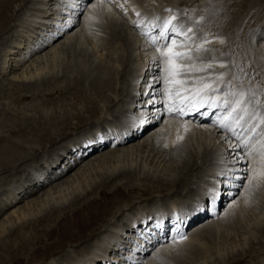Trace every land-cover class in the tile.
Returning <instances> with one entry per match:
<instances>
[{"label":"bare ground","instance_id":"bare-ground-1","mask_svg":"<svg viewBox=\"0 0 264 264\" xmlns=\"http://www.w3.org/2000/svg\"><path fill=\"white\" fill-rule=\"evenodd\" d=\"M1 1L2 0H0V3H1ZM18 1H22V0H18ZM46 1H48V0H36V3L34 2L35 4L33 5L34 8H31L33 10V11L31 10V12H32L31 16L30 15L27 16L28 18H30V20H28V18L24 19V20L22 19L21 22L24 24V26L22 23H21V27L19 25V28L21 31L20 30L16 31L17 37L11 36L13 38L8 39L4 43L5 47H3L2 48L3 51L0 52V57H1L0 61H2L1 62L2 67L0 66L1 67L0 68V75L1 76L4 75V73H6V72L11 73L12 75H15V71H17V69L15 70V66H17L19 64L20 65L23 64L25 59H27L28 57H30L32 55H35L36 53L41 51L45 45H47L48 43H51L53 41H56L61 35H65V36H63L65 38L66 33L74 25L72 23L71 17L73 15L75 16V14H76L75 11H77L78 9L79 10L81 9L79 3L82 0H78L77 2H75L76 4H72V2H74V1L71 2L69 0L70 2H67L68 0H61L63 2L62 6H60V4L59 5L58 4H52V2H51V4H52L51 8H48V7L46 8V6L44 8L43 4L44 5L49 4ZM54 1L56 2V0H54ZM214 1H216V0H214ZM243 1L244 0H236L232 5H228L227 7L223 6L224 7L223 10L221 12L215 14V15L212 14V11H213L212 10L211 15L209 14L207 16L208 19H213V25L215 23L218 25V27H216L218 29L217 31L211 29L212 33H216L215 34L216 37L212 38V43L217 42L218 40L220 41V39L218 38L219 35H217V34L218 33L219 34L220 33L225 34V32H227L228 28H233V31H232L233 36L235 34H241L242 38H243L244 32L251 28L252 25H251V23L248 22V23L244 24V26L242 28L244 31L242 29L238 30L239 27L241 26V23L244 22L243 21L244 19L243 20L240 19L238 21V22H240L239 25H237V23L234 22L235 20H237L236 16H237L238 12L240 11V9L244 10L247 7L246 4H245L246 7L245 8L243 7V5H244ZM83 2H84V0H83ZM155 2H160V0H155ZM221 2H223V0ZM7 4L3 3L0 5V21L3 22L2 24H4V22L7 21L6 14H5L6 7L9 6ZM157 4H160V3H157ZM224 4L225 3H223L221 5H224ZM254 5H256V9H255L256 11H255V15L252 13L253 16L259 17L260 15L264 14V0H255V2L252 3V8L254 7ZM52 6H54L56 8H54V7L52 8ZM10 7H11V5H10ZM10 7H9V9H10ZM62 7H63V9L58 11V9H60ZM218 7H220V6H218ZM41 8H43V9H41ZM91 8H92L93 12L92 13L90 12L88 14V18H87L88 20L91 19V20H98L99 22L102 21V22H104L105 26H106V23L109 22L110 26H112L109 28V30H110L109 39H107L108 41H106V44H105L104 48L102 49V51H104V50L105 51L106 50L111 51L110 54H108L109 56H107L108 60H111L112 52H114V55L117 53L116 54L117 57L115 56V58H117V64L119 63V65H121V67L119 66L120 70L113 71L110 69H99L98 67H96V68H98L97 69L98 72H97V74L93 75V73H91L89 71H85V69H82L83 66L79 62H78V64H76V62L73 64V61H72V66H69V65L63 66L62 63L65 64L64 61L67 60L68 58L70 61L72 59H74V58L69 57V56H71V55H69L70 52L66 54L68 57L64 56V57H66L64 59V57L62 55V53H63L62 50H65V48H67V47H65V42H63V44L61 43L59 50H56L55 48L53 49V52H51L52 53V58H51L52 65L55 67H60L62 65L64 67V69L66 68L65 74L63 73L64 75L60 76L61 80L63 77H65V80L63 79L61 84L59 85V83H60V82H58L59 75L55 74L53 71L52 72L50 71V72H48L42 76L40 74V72L38 71L39 74L33 75V79L29 83L30 85H27V87L25 88L27 90L25 92L30 94L29 97H31V98L38 97V99H40V97H39L40 94H43V96L44 95L45 96H52L54 94L57 95V93L58 94H62V93L63 94H65V93L70 94L71 93L72 99H70L67 102L62 100V101H60V104L62 105L64 103H66L67 106H72L73 109H74V107H76L74 104L81 103V106L79 107V109L76 112L68 113V111L64 108L65 105L63 107L60 106L59 107L60 109L56 110L54 107L53 111H45V112H38L39 110L37 111L36 108L34 109L33 108L34 106L32 105V109L29 110V112L30 111L31 112L28 113L29 115L27 113L24 114L26 111L22 113V115H23L22 117H18V118H17V116L14 117L13 115H11L9 117L3 116V114L1 115L2 117H0V123L6 122L7 126H6L5 132H8L9 136L8 137L7 136L1 137L2 127L0 126V132H1L0 133V173H3V172H4V174L7 173L6 178L0 179L3 182L2 184H0V215L2 213L5 214V212H6L5 210H7V209L9 210L10 209L9 207L14 206V204H16L20 198H22V197L25 198V196L27 197L28 195L38 191V189L45 186L46 184H50L54 180H57V179L59 180V178H63V176L66 175L67 172L75 166L77 161H81L87 155H91L93 153L95 154V152L98 149H101L102 147H107L108 145L111 146V150L106 151L108 148L110 149V147H108L107 149L104 150V152L102 151L104 154L99 153V155H97L96 158L94 157L93 160L95 161V164L92 165L90 168L88 167L90 169L89 170L90 172L86 168L85 170L83 169V171H80L78 174L75 173V177L73 175V177H74L73 179H75L74 180L75 183H73V182L67 183V180H66L67 178H66L65 180H62V182L60 181V183L55 184L54 186H51L50 188L52 191L50 192V194L48 191H45L43 194L46 196L45 197L46 199L48 198L47 197L48 195L52 196V194L55 193V197H54L53 202L48 203L47 200L43 199V203H46V204L41 206L42 204L40 202H41L42 198L38 196V197L33 199V203H32L33 206H37L39 208L38 211H35L34 210L35 208L31 209L32 205L30 204V206L28 205L29 207L27 206V208H23L20 210V212H18L19 216L17 217V221L19 222L20 225L18 224V227L17 228L15 227L13 229L6 228L8 230H6V234L4 236L5 238L4 239L0 238V264H34V262H36L38 260H40V261L45 260L46 263L49 260V261H52L51 264H69V262H71V260H72V256H70L66 252L65 253L63 252V255H61V257L59 258L60 261H58V262L55 261L57 263L54 262L55 255L50 254V253L53 252L54 250L59 249L60 247L62 248V246L65 244H67V245L68 244H70V245L74 244L75 245L78 243V245H79L82 243L81 240H80V242L78 240L80 238L81 234H78L75 236V242L68 243V242H72V240L71 241L67 240L70 237V235H69L70 229H73V228L78 229L81 232L88 230V229H91L94 226V224H98L99 222H102V221L104 222V220H106L107 215L112 214V210L116 207H119L120 203L129 202L132 197L141 198V197H146V196H150V195L152 196V195H154V193H156L159 195L162 194V196H165L167 199H169L167 197V194H169L170 198L172 196H174V194L176 195L177 193H179V194L185 193V195L189 194V193L195 194L194 188L190 185L195 184L194 182H192V180L194 178H196L195 177L196 172L194 173V171L196 169L200 168L199 163H197L198 162L197 159H199V161H201L202 163H204L207 160V155L209 154V151H210V149H209L210 145L209 144L206 143V145L205 144L203 145L202 141H201L202 147H198V150H196L195 154H192V155L190 154L189 159L182 161L178 170H177V168L174 169V170H176V173H175L176 176H173L172 178H168L165 181H157L156 183L158 184V186L150 187L148 185H136L133 182L134 180L132 179L133 175L135 174L134 173L135 170L132 169L131 167H126V166L122 167L121 165L118 164V163L122 162L121 159H119V158H120V155L123 153V151H125V153H127V152L130 153L132 148H133L130 145L132 148L126 147L123 150L122 148L120 149L119 146L126 145V143H130L131 141H133V142L137 141V144L134 146V150H137L139 148H145V149L147 148L149 150L147 157H150L153 154V158L151 159V161L154 158H157L156 161H158V162L160 160V162L161 161H165V162L168 161L171 164L175 163V161H176L175 156L181 155L180 152L183 150V148L185 146H187V144L193 143V139L194 140H203L204 139V138L201 139V135H200L201 132L199 133L198 136L196 133H194L196 127L194 126V124L191 123L192 122L191 120H193V122H194V119H195V121H197V122H200V123L205 122V124L206 123L209 124V125H207V127H205V126L200 127V130H204V132H207L208 134L212 133L213 135L214 134L217 135L216 132H219V133L225 135L224 138H226V140L228 142L227 143L228 147H226L225 149L231 147L229 149L230 151L228 153L225 151V153H224L223 151L225 149L223 150L221 148V153L215 154V160L216 161L219 160L220 162L221 161L224 162V160H223L224 158H222V155L224 153V154H227L226 159L230 158V163H231V161L234 162V163H231L229 166L226 164H223L224 167L226 166V169L230 168V166H231L232 168H230V169L235 170V171H233V173H230L231 177H235V179L233 180L231 185L236 184L239 181V178L244 177V173H246L247 176L251 179L252 173H253V168H255L258 172L264 171V169H261L259 167V161L261 160L262 156H264V141H263V136H261L262 135L261 132H262L263 127L261 126L262 123L260 122V118L263 119V117L259 118L258 114H257V117L256 116L253 117L251 112L248 110L250 112L249 116L247 115L246 117H243V119L239 121V124H237L234 121L230 122L231 128L233 129V131L229 132L228 129L220 128L213 123L211 124V122L208 120H205L204 119L205 116L202 115V113H204V112H207L208 114L211 112V114L216 116V112L215 113H213V112L218 107L214 108V109H209V108L205 107V108H201L199 111L190 110L189 111L191 113L190 117H192L190 120L191 122H188L187 120L183 121L181 119V117H183V116H181L180 114L179 115L178 114H171L169 112H168L169 114H166L165 109H164L165 112L163 110L160 112V110H158L160 103H158V101L156 102L153 97L152 98L150 97V94H151L150 91L152 89L155 90L156 89L155 86H157V84L159 83V80L156 77L151 76L154 74L153 70H155L156 68L158 69V64H159L158 60H157L159 58L156 56L157 55L156 50H154L155 54L154 53L151 54L147 60H144V62L146 61V63H147L146 67L143 65L145 67V69L144 68H143L144 70L141 69L140 70L141 74L137 76V80L135 79L136 84L139 82L138 83V85H139L138 86V92L139 91L140 92L135 97L131 96L129 94V88L131 85L130 82L132 81V78L128 79L130 73L128 72V59L126 58V56L131 58L130 53L126 56H124V54L118 53V50H120V46L116 47L117 46L116 43L118 42L120 44V42H121L122 43L121 46L125 47L124 49H126L128 46L131 48L132 45L130 43H128L127 44L128 46H127L124 43L125 41H127V42L129 41V39L127 40V38H128V37H126L127 35L124 36L119 31H116V25H114L115 23L112 22L113 20L112 21H111V19L109 20L110 17L108 18L106 16L107 13H106L105 9L95 8V5H91ZM202 9H203V6L199 5V9L197 10V12H201ZM37 10H40L41 12H36ZM28 11L26 13H28ZM163 12H165V11H163ZM203 12H205V10ZM35 13H37L38 16L34 15ZM252 14H250V16ZM48 15H51L52 17L49 18ZM158 15L159 14H157V16ZM205 15H206V12H205ZM137 16L138 15L136 12V15H134L135 20L137 19L136 18ZM157 16L155 14L154 15L150 14L148 17H146V19L144 21H141V22L138 21L140 24L142 23L141 25L138 24L139 30L141 31V33L140 32L139 33H140L141 37L145 39L146 42H150L149 37L153 36V35H151V32L156 27V25H160L159 26V31H160L162 28V25H163V21L170 19V17H169L170 15L168 16L167 13L162 14L159 18ZM141 17H143V16L141 15ZM49 19L53 20V21H51V22H53L52 25H48V24L46 25L47 22L51 23ZM138 19H140V17ZM156 19L158 20L159 23L154 22ZM250 19H251V17H250ZM252 20H255L256 22H258L256 20V18H254V17H252ZM245 22H246V19H245ZM131 23H135V22H131ZM37 25L41 26V28L45 27V31L46 32L48 31V33L43 34V32H40V30L38 31ZM204 25H205V23H204ZM22 26L23 27L26 26V28L23 29ZM134 27H135V25H134ZM188 27L184 26V30H186ZM32 29H34V30H32ZM262 29L260 31V34L263 33ZM2 30L3 29H0V32ZM72 30L70 32H72ZM241 31H242V33H241ZM145 33H147L148 35L146 36ZM252 34L254 36V34H256L255 31ZM157 35H158V33H157ZM244 36H246V35H244ZM33 37H35V38H33ZM201 37L203 38V36H201ZM157 38H159V37H157ZM179 38L183 39L182 36ZM230 38H232V37H230ZM39 39H41V40H39ZM148 39H149V41H148ZM177 39H178V37H177ZM157 40H158V43L164 42V41L161 42L160 39H157ZM21 42L23 43L24 47L21 46ZM221 45L222 46L219 47V51H224L226 49L224 47L225 44H221ZM247 46H248V42H247ZM141 47H144V46L142 45ZM239 47H241V46H239ZM124 49H122V50L124 51ZM242 49H243V47H242ZM129 50L131 51V49H129ZM180 50L177 49L175 51H180ZM102 51H101V53H102ZM164 51L166 52L167 49H165ZM213 51L216 52V51H218V49H213L210 52L205 53V54L203 53L204 56H202L203 57L202 60H203V62L209 61V60H211L213 62L215 61V63H213V64L218 66L220 64V62L218 61L219 60L218 57L220 54H218V53L216 54ZM253 51H254L255 55H256L255 52L260 51V53H258V54H260V56L258 55L257 58H255L254 60H252L254 57L251 58ZM64 53H66V52L64 51ZM159 54H161V53H159ZM245 54L247 56H249L252 60L253 71H257V75L264 80V44L262 46L260 44L259 48L257 47V49H254V50H253V48H252V50L251 49L245 50ZM14 55L15 56L18 55V56L15 57ZM241 55H243V54H241ZM75 59H77V58H75ZM160 59L161 60L159 62H160L161 69H162V75H163V78L166 79L167 74H166L165 69L168 67V65L166 63V60L163 57H160ZM236 59H237V57H236ZM179 61H181V60H179ZM179 61H176V63ZM222 62L224 63L223 60H222ZM243 62L245 64V61H243ZM138 66H140V65H138ZM147 69L149 72H147V74H146ZM212 71H214V70L211 69V72L210 71L208 72L206 70L205 74H207V75L205 77L206 78L205 81L209 80V83L212 84V87L218 88V89H220V91L218 93H212L209 90L208 95L211 96L212 98L217 99L221 104H223V102L225 100L231 101L233 99V97L231 95H229V97H224V95L221 94L222 91L224 90V85H222V81L224 79L222 81L217 80V79H215L213 81L212 78L207 79L208 77H211L212 74H217V73H214ZM226 71H227V67L225 68V70L223 72H226ZM247 71H249V70H247ZM73 72L77 73V75H70ZM243 73H245V72H243ZM132 75H133V73H132ZM132 75H131V77H132ZM216 76H214L213 78H215ZM133 77H134V75H133ZM83 79H85L89 83V88L86 91L85 90L83 91L82 88H79L80 83H81V86H83V84H82L84 81ZM169 79H173V78H169ZM258 79H260V78H258ZM116 84H119L118 90H116ZM54 85H56V86L53 87ZM126 85H127V90H126ZM261 85H263V84H261ZM37 86H42L43 90L37 91L35 89ZM202 87L203 86H200L198 89H200ZM134 88H136V87H134ZM251 89H252V87H251ZM88 91H89V94H88ZM108 91L110 93H113L115 96H117L116 99L118 98V100L123 101V102H124L125 96H123L122 93L127 91V94H128L127 98H126L127 102L125 103L126 109L124 108L125 112H127V113L125 114L124 118L121 117L123 119V123H120V124H122V126L113 129L112 127L104 125V126L109 128L108 130H106V129L101 130L97 126H96V128H93L91 130H89L90 129L89 128L88 129L89 132H87V134L80 135L78 138L75 137L76 139L73 138L74 140L69 139V140H67V142L65 144H63V146H61V147L59 146L60 149L58 151H55V152L52 151L53 157L50 160L48 159V161L45 163V165H46L45 167L48 166V169H46L43 165H40L37 160L39 158V153L42 154V152H40V149H42V147L45 143H49V145L57 143V141L59 140V139L57 140L58 136L67 137L66 133H68V132H66V130H68V131L70 130V132H72L73 130H77L79 128L80 123L86 124L88 119H87V116L85 114L96 115L99 111L98 109H99L100 104L102 106V105H106L107 103L111 104L114 102L107 95V94H109V93H106ZM252 92H253V90H252ZM202 95H203V93H202ZM255 95L257 96V93H255ZM248 96L251 97V95H248ZM191 97H192V103L196 102L199 99V97L196 96V93L194 96H191ZM148 98L150 99L149 101H147ZM25 99H27L26 95L22 96V98H20V103L23 104ZM55 100H57V99H54L51 101H53L54 104H57L58 101L56 103ZM46 101L42 100L41 104H43V105L47 104ZM151 101L153 103L150 104L149 102H151ZM174 102L176 103V101H174ZM177 102H178V100H177ZM115 103H117V102H115ZM109 106H111V105H109ZM56 108H58V107H56ZM222 108L223 107H221L220 109H222ZM102 109L105 110L104 107L101 108V110ZM108 109H109V107H108ZM148 109H154V110L156 109L154 111L155 112L154 115H157L156 120H158V123H159V127L156 126L157 127L156 130H154L155 128L153 129V127L158 123H156V122L152 123L153 119L150 118L151 114L148 113L149 112ZM113 110L115 111V109H113ZM16 112H18V111H16ZM261 112H262V110H261ZM109 113H111V110ZM225 114H226L225 110L222 109V112L219 115L218 120ZM112 115L113 114H111V117H112ZM196 115H199V117H197ZM238 115L241 116V113H238ZM161 116H162V120H161ZM111 117L109 114V118H111ZM114 117H115V115L113 116V120H115ZM1 118H2V120H1ZM93 118H96V117L91 116L90 120ZM101 118H102V116H101ZM73 119L77 120L74 125L70 124V122H69ZM116 120H119V119H116ZM250 121H251V123H250ZM77 122H78V124H77ZM118 122H117V124H118ZM103 124H106V123H103ZM246 124H249V126H255L256 132H254V134L249 138V140L244 139V141H247V144L245 145L244 141H242V140L237 142V140H239L238 133L235 135L234 131L238 130V132H240L243 129L244 125H246ZM257 125H259V126H257ZM98 126H100V125H98ZM110 126H111V124H110ZM209 126H211V129L208 128ZM88 127H89V125H88ZM102 127H103V125H102ZM197 127H199V126H197ZM83 128H85V127H83ZM81 129H80V131H81ZM151 129H153V131ZM150 130L153 132V133H151V135L154 134V136L152 138L154 139V141L156 140L155 141L156 143H153L152 140H146V139L142 140L141 142L138 141L140 138H144L146 136V134H148L150 132ZM257 130H261V132L260 131L258 132ZM249 131H250V128L247 127L245 130H243L242 135L244 137H247L249 134ZM12 134L14 136H12ZM263 135H264V132H263ZM160 136H161V139L164 140L165 144H167L166 147L169 149H167V150L165 149V147H164L165 144L163 141H162L163 145L159 143V141H160L159 137ZM189 136H192L193 139H192V137H191V139H189ZM178 137H180V138L178 139ZM64 141H66V140L64 139ZM88 141H92V143L86 147V144ZM182 141H185L187 144L186 143L182 144ZM59 142H60V140H59ZM52 147H53V145H52ZM234 147L235 148L237 147V150ZM54 148H56V147H54ZM243 151H245L246 157H245V155L243 156L242 154H240V153H243ZM136 152H138V150ZM48 155H50V154H48ZM44 157H45V155H44ZM130 157H132V155ZM233 157H235V158L232 159ZM63 160H65V161L63 162ZM26 161H28V162L34 161L36 164L34 163L35 165L30 166V165H27V163H26L27 167H25L26 165L24 166L23 164ZM60 162L63 163L62 167H59ZM213 162H214V160H213ZM245 162H247V163H245ZM216 163H219V162H216ZM245 164L248 167L247 166L244 167ZM60 165H61V163H60ZM16 166H17V169H15ZM29 166L31 168H29ZM21 167H22V172H24L23 178L22 177L19 178L18 180H16V182L9 181V180H11L10 178H8V177H11L10 174H12V172H15L14 170L20 171ZM243 167H244V169H243ZM218 168L216 166L214 167V165H213L210 169L211 173L215 174L217 172ZM236 171H238V172L236 173ZM218 173H219V170H218ZM227 173L229 175V171H227ZM217 175L218 174L216 173V176ZM13 176H14V174H13ZM143 177L147 180V175H144ZM213 177H215V176H213ZM121 180H124V182L121 184H116L117 181L121 182ZM262 180H264V176H258L257 179L251 180V182L252 181L253 182H260ZM221 182H223V181H221ZM248 183H249V181H247L246 185ZM61 184H65V186L63 185L64 187L63 186L61 187ZM202 185H204V184L202 183ZM217 185L218 184H216V186H214L215 189H216ZM84 186H86L87 188H90V189L87 190L86 188H84ZM200 187H202V186L199 185V189H200ZM218 187H219V185H218ZM233 187H230V189H228L227 191L221 190L222 186L219 187L221 190L219 193V195L221 194V198H220V200L217 199L216 202H214L211 205L208 204L209 205V212L210 211L213 212L212 210L215 208H217V211L219 210V208L223 205L225 200L229 199V197L227 198V196H224L223 194H226V192H232L233 190L232 191H230V190L233 189ZM202 189H203V187H202ZM203 190H206V187ZM206 192L210 193V195H211V189L206 190ZM96 193H98V195L100 196L99 199H95L94 197L91 198ZM246 194H247V192H246ZM199 196L201 197L200 200L198 199L196 201V203L191 204L189 206H182L181 205L182 203H180L181 202L180 200H178L177 198H174V197L171 198V200L173 202L170 201L168 203L170 205H173L172 206L173 208L171 206H169L172 208V211L150 210V211L146 212V214L141 216V217H138L137 215H135V213H133L132 214L133 216H131V218L130 217L127 219L125 218V220L123 222H119L118 220H114L112 222L110 221L111 223L108 224L109 228H108V230L105 229V233L108 234L107 237H109V239H111V240H109V241L104 240V241H102V243H99L98 239L96 238V242L93 243V245H91V247L88 245L90 248H92V249L94 248L95 251L92 253H89L90 251H88V250L90 248L85 247L87 249L86 253L91 254V255H89V257L86 259V261H83L84 259L78 260L75 264H95V263H97V261H103L104 264L105 263L107 264V263H109V260H111V258L113 260L116 259L117 261H122L121 264L138 263L139 259L142 260V258H147V257H145V255L149 252V250H150V252L152 250H153V252L155 251L152 248V246L155 245V243H158L160 239L168 238L167 240H169V238H171V239L176 238L177 234H176L175 229H177L176 226L178 225V223L180 225H183V227L185 229H187V228L189 229V227L191 228V226H195L193 228L194 231L191 232L189 235H187L184 239H180L179 238L180 236L178 235L179 237H177V239H174L173 241H171V239H170V241L167 245L164 244L161 247L157 246L158 250L153 254V256H150V258L148 260L145 259L146 262L144 264H155V262H157L158 259H161L162 261L167 260V261H172V262L176 263L179 261V259H182L183 257H184V259H182V260L185 261V259H187V258H185L186 256L184 254H181V253L176 254V252H178L179 250H180L179 252H182L186 248L189 251L190 255L191 254L192 255L197 254L200 251L198 249L199 247L197 249H196V247L193 248L194 246L191 244V242L195 241L197 243L201 240H203L205 242L209 241V239L212 237V235L213 234L215 235V233H216L214 225L218 221H219V223L220 222L223 223V226L228 228V224H227L228 220L230 218H233L234 214L239 209L237 202L236 201L231 202V200H230V202L228 203V207L226 208L227 210H225L223 213H221L222 217L220 216V218L217 219V221L214 220L216 222H209V223H202V224L200 223V225H198L197 223L202 220L203 214L205 213V210L204 211L199 210L200 207L202 206V204H200V203L203 202L202 196L201 195H199ZM223 197H226V199H224ZM39 199H40V201H39ZM49 199H50V197H49ZM162 199H163V197H162ZM183 204H185V203H183ZM204 204H205V202H203V206H204ZM40 206H41V208H40ZM46 206H48L47 209H46ZM206 206H204V207H206ZM42 207L45 209H43ZM129 208L131 210V207H129ZM147 209H148V207H147ZM192 209H196V211H192ZM10 211H11V209H10ZM33 211H35L36 213L39 212L41 214V217L38 219L40 222H43V223L45 222V224H46V222L51 223L53 220L54 222L57 223V225H56V228H58V233H57L58 237L57 238L59 239V241H57V242L53 241L52 243H50V246H44L43 245V247L39 246V247L35 248V245L42 244V238L44 236H46V233H45V230H36L35 229L34 224L36 223V221L37 222H39V221L38 220L33 221L34 219H32V216L35 214ZM217 211H216V214H217ZM181 213H183L182 223L178 220V217H180ZM213 213L215 214V212H213ZM63 214H66L65 215L66 217H64L62 220H60V217H63ZM6 219H4L3 221H0V224H2V222H4L5 220L7 222H11V220H12V219H10L9 216H7ZM175 219H177L178 222H174ZM148 222H149V224L154 223L153 229H151L152 231H150V233L155 235V238H148L149 237L148 233L140 231V229L142 228L140 225H143V229H145V227L149 226ZM260 223H261V221L259 223H257V227L264 228V226H260ZM167 225H171L172 227H174L173 228L174 232L172 233V236H170V237H167L165 234ZM135 226H137L138 228L135 229L134 228ZM183 227L181 226V228H183ZM51 229H53V227ZM170 229H172V228L170 227ZM26 230L27 231L30 230V233H33L32 238H27V237L21 236V233L23 231H26ZM98 231L99 230H97L96 232H98ZM109 231L111 232L110 234H109ZM133 231L138 232L139 233L138 235H140V238H141V234H142L143 235L142 238H144V239H142L143 241L138 239L139 242H134L133 240H132L133 242H128V241H125L123 239V237L125 239L128 237L134 239L135 236L134 237L131 236L133 234V233L131 234V232H133ZM262 231H263V235H262L263 237L262 238L264 239V229ZM181 232L183 233V229ZM97 234H100V233H97ZM169 234H170V232H169ZM175 234H176V236H175ZM207 235H210V238H208ZM191 236L194 237L195 239L193 238L194 239L193 240ZM77 237H79V238L77 239ZM215 237H216V235H215ZM86 240H88V236H87ZM201 244H202V242H201ZM123 245H126V247H124ZM120 247L123 251L120 249ZM151 248H152V250H151ZM187 250H185V251L187 252ZM255 250H256V248H254L252 246L249 247L248 248V254L249 255L247 257H252V260L255 261L254 264H258L259 261L257 260V258H254V257H256V255L254 253L257 252ZM116 251H117V253H122V255H124V256H118V255L116 256ZM20 253H21V255H24V256L19 255ZM84 253H85V250H84ZM110 254H113V256L111 257ZM240 255L241 254L236 253V255H234L232 257L231 263H233V264L243 263L245 258L242 257L243 255H241V256ZM109 257H111V258H109ZM145 260H142V262H144ZM184 261H182V262L180 261V262L183 264V263H185ZM161 264H163V262Z\"/></svg>","mask_w":264,"mask_h":264},{"label":"rangeland","instance_id":"rangeland-1","mask_svg":"<svg viewBox=\"0 0 264 264\" xmlns=\"http://www.w3.org/2000/svg\"><path fill=\"white\" fill-rule=\"evenodd\" d=\"M70 1L71 2L74 1V2H72V4H76L75 2H77L78 0H70ZM70 1L68 0L67 2H70ZM213 1L214 0H160V2H155V0H84V2H83V0H82L79 3L81 9L80 10L78 9L77 11H75L76 12L75 16L73 15L71 17L72 18V23L74 25L66 33V37L65 38L63 37L65 35H61L56 41L48 43L49 45L48 44L45 45L42 48L41 51H39L35 55H32V56L28 57L27 59H25L23 64H21V65L19 64V65L15 66V70L17 69V71L14 70L15 71V75H12L11 73H7V72H6L7 74L4 73V75H2V76L0 75V117H2L1 116L2 114H3V116H7V117H9L11 115H13L14 117L17 116V118L18 117H22L23 116L22 115L23 112L26 111L24 114H26V113L28 114V113L31 112V111L29 112V110L32 109V105L34 106L33 107L34 109L36 108L37 111L39 110L38 112L53 111L54 107L57 110V109H60L59 108L60 106L63 107L64 105H65L64 108L68 111V113H74V112H76L79 109V107L81 106V103L74 104L76 106V107H74V109L72 108V106H67L66 103H64L62 105L60 104V101H62V100L67 102L70 99H72V94L71 93L70 94H67V93L58 94L57 93V95H55L53 93L54 95H52V96H45V95L43 96V94H40L39 95L40 99H38V97H33V98L29 97L30 94L25 92V91H27L25 88L27 87V85H30L29 83L32 81L33 75L39 74L38 71L40 72V74L42 76L45 75L46 73L50 72V71L51 72L53 71L55 74L59 75L58 82H60L59 83V85H60L62 80L63 79L65 80V77H63L62 80L60 78V76L64 75L65 72H66L65 71L66 68L64 69L63 66L64 65L72 66V61H73V64L75 62H76V64H78V62H79L83 66L82 69H85V71H89V72L93 73V75L97 74V72H98L97 69L98 68L99 69H110V70H113V71L120 70L121 65H119V63L117 64V58H115V56L117 57V55H116L117 53L114 55V52H112V55H111L112 58H111V60H108L107 56H109L108 54H110L111 51H108V50L102 51V49L104 48V46L106 44V41H108L107 39H109V33H110L109 28L112 27V26H110L109 22H107L106 26H105L104 22H102V21H100L102 23L101 24L98 20H91V19L88 20L87 19L88 18V14L90 12L91 13L93 12V10L91 8V5H95V8H102V9L106 10L107 15L106 14L105 15L108 18L110 17L109 20L110 19H111V21L113 20L112 22L115 23L114 25H116V31H119L124 36L127 35L126 37H128L127 40L129 39V41L128 42L125 41L124 43L126 45L128 43H130L132 45L131 48L128 45H127L128 47L125 45L127 48L124 49L125 47L121 46V44H122L121 42H120V44L118 42L116 43L117 44L116 47L120 46V50H118V53L124 54V56H126V55H128L130 53V57L131 58L126 56V58L128 59V72L130 73L128 79L132 78V80H134V79L137 80V76L141 74L140 70L143 69V68L145 69V67H146L147 63H146V61L144 62V60H147L148 57L151 54H153V53L155 54L154 50H156V54H157L156 56L159 58V59H157L158 63H159L158 64V69L156 68L155 70H153L154 74L153 75L150 74V75L152 77H156L159 80V83L157 84V86H155V88H156L155 90L152 89L153 91L152 90L150 91V93H151L150 97L151 98L153 97L156 102L158 101V103H160L159 107H158V110H160V112L162 110L164 111L165 105L169 102L168 98L166 96V91L167 90H169V89L171 90L173 98L175 99L174 101H176V103H178L177 100L182 99L184 97L192 99L191 96L195 95L196 90L200 86H203L202 85L203 83H201V81L209 82V80L205 81L206 80L205 77L207 75V74H205L206 70L208 72L209 71L211 72V69H213L214 71H212V72L217 73L218 75L219 74H223V79L224 80L222 81V85H224V90L222 91L221 94H223L224 97H229V92H237V93L244 92L245 93L246 102L247 101H251V103H252V104L248 103V110L252 114L253 111L256 110V108L259 109L258 117L259 118L263 117V119H264V80L257 75V71H253V69H252V60L257 58L258 55L260 56V54H258V53H260L261 50L259 52H255L256 55L254 54V51H253L251 58H253V57L254 58L252 60H251V58L249 56H247L245 54V50H249V49L252 50V48L254 50V49H257V47L259 48L260 44H261V46L264 44V14L260 15L259 17L253 16V14L255 15L256 5H254V7L252 8V3H254L255 0H247V1L244 0L243 1V4H244L243 7L244 8L246 6L247 7L244 10L240 9V11L237 14L238 17L236 16L237 20H235L234 22H236L237 25H239L240 22H238V21L240 19H242V20L244 19L243 20L244 22L241 23V26L239 27L238 30L242 29L244 24L249 22L252 25L251 28L249 29L250 31L249 30L245 31L244 35H246V36L243 35V38H242L241 34H235L233 36L232 35L233 28H228V30H227V32H225V34H221V33L217 34V35H219L218 38L220 39V41L218 40L217 42L212 43V38L216 37V35H215L216 33H212L211 29L217 31L218 29L216 27H218V25L215 23L214 24L215 26H214L213 25V19H208L207 16L209 14L211 15V11L212 10L214 11V12L212 11L213 15L221 12L224 7H227L228 5H232L236 0H223V2H221L222 0H216V1H214L215 3ZM34 2L36 3V0H22V1H18V0H2L1 1L0 5L3 4V3H5V4L8 3L7 5H9V6H7L6 10H5L6 11L5 14H6L7 21H5L4 24H2L3 23L2 21H0V25H1L0 29H3L0 32V52L3 51L2 48L5 47L4 43L8 39H12L13 38L11 36H16L17 37L16 31L20 30L19 25L21 27V23H22L21 20L22 19L23 20L27 19L28 15L31 16V13H32L31 12V10H32L31 8H34L33 7V5L35 4ZM46 2L49 3V4H47V5L43 4L44 8H45V6H46V8L47 7L51 8L52 4H58V5L60 4V6H62L61 0L60 1L56 0V2L54 0L53 1L52 0H50V1L48 0ZM51 2H52V4H51ZM157 3H160V4H157ZM223 3H225V4L221 5ZM245 4H246V6H245ZM10 5H11V7H10ZM199 5L203 6V9H202L201 12H197V10L199 9ZM218 6H220L221 8L218 7ZM9 7H10V9H9ZM53 7L54 6H52V8ZM54 8H56V7H54ZM41 9H43V8H41ZM61 9H63V7L58 9V11H60ZM168 9H170L171 11H168ZM204 10L206 12V15H205V12H203ZM27 11H28V13H26ZM163 11H165V12H163ZM36 12H41V11L37 10ZM136 12H137V14L139 13V15L136 17L137 19L135 20L134 15H136ZM164 13H167L168 16L170 15L169 16L170 18L173 15H175L177 17V19H176V21H174V23H176L181 28L184 29V26L185 27H188V26L192 27L194 31H193V33H190L189 35H192L194 37L198 36V37H200L201 41L206 36L207 39L210 41V43L205 44V48H207L209 50L208 52H210L213 49H218V51H216V52L213 51V52H215L216 54L217 53L220 54L219 57L217 56L218 59H219L218 61L220 62V64L222 63L224 65V67H221L219 63H218L219 64L218 66L213 64V63H215V61L213 62L211 60L203 62V60H202L203 57L202 56H204L205 53L203 54V53H196L195 52L196 44H198L201 41L200 40H196V42L193 43V41L189 40V41H187L188 47H185V49L182 48L184 51L181 48H178L179 50L181 49L179 52L192 51V59H185V60H181V61L176 63L177 65H179L180 71H181L182 74L180 76L174 77V79L178 80V81H183V83H169V84H165V79L163 78L162 69H161V65H160V62H159L161 60L160 57H162V56H160L161 54H159L160 52L157 51L156 46H154L151 42H146L145 39L141 37V35H140L141 31L139 30V25H138V24H140L139 22L144 21L146 19V17H148L150 14L151 15L155 14L156 16H157V14H159L157 16L159 18ZM250 14H252V15L250 16ZM34 15H37V13H35ZM141 15L143 17H141ZM48 17L51 18L52 16L48 15ZM139 17H140V19H138ZM250 17H251V19H250ZM252 17L256 18V20L258 22H256L255 20H252ZM157 19L154 21L155 23L158 22ZM245 19H246V22H245ZM28 20H30V18H28ZM49 20H50V22L53 21L52 19H49ZM197 21H200V22L197 23ZM131 22H135L136 24L135 23H131ZM52 23L53 22H51V23L47 22L46 25L47 24L48 25H52ZM204 23H205V25H204ZM134 25H135V27H134ZM23 26H24V24H23ZM23 26H22V28L25 29L26 26L25 27H23ZM37 28H38V31L40 30V32H43V34L48 33V31L47 32L45 31V27L41 28V26L37 25ZM34 29H32V30H34ZM261 29H262L263 33L260 34ZM71 30H72V32H70ZM254 31L256 33V34H254L255 37L252 34ZM157 33H159V32H157ZM157 33H155V32L151 33V35H153L152 37H156V38L159 37L157 35ZM241 33H242V31H241ZM201 36H203V38ZM230 37H232V38H230ZM33 38H35V37H33ZM157 39H159V38H157ZM179 39L183 40L184 37H183V39L178 37V40ZM39 40H41V39H39ZM63 42H65V47H67V48H65V50H62L63 57L64 56L68 57L66 54L70 52L69 55H71L72 57L71 56H69V57L70 58H74V59H72L70 61L69 58H68L67 60L64 61L65 64L62 63L63 66L61 65L60 67H55V66L52 65V61H51L52 53L51 52H53L54 48L56 50H59V48L61 46V43L63 44ZM157 42H158V40H157ZM161 42H163V41H161ZM164 42H166V41H164ZM247 42H248V46L249 47L247 46ZM220 43L221 44H225L224 47L226 49L224 51H219V47L222 46ZM142 45L144 47H141ZM21 46H23L22 42H21ZM239 46H241V47H239ZM242 47H243V49H242ZM122 49H124V51ZM129 49H131V51ZM175 50H177V49H175ZM64 51L66 53H64ZM101 51H102V53H101ZM208 52H206V53H208ZM241 54H243V55H241ZM17 56L18 55H16L15 57H17ZM66 57H64V59ZM236 57H237V59H236ZM75 58H77V59H75ZM222 60L224 61V63L222 62ZM243 61H245V64H244ZM1 62L2 61H0V66L2 67V63ZM210 63H211L212 66L210 68H206L205 71H197L196 70V69L205 67L207 64H210ZM138 65H140L141 67L138 66ZM96 67H98V68H96ZM226 67H227V71L223 72ZM246 69L249 70V71H247ZM147 72H149L148 69L146 70V74H147ZM243 72H245V73H243ZM132 73H133L135 78L133 77ZM217 74H212V76L208 77L207 79H211L212 78L213 81H214L216 79V77H217L216 76ZM70 75H77V73L73 72ZM131 75H132V77H131ZM214 76H216V77L213 78ZM258 78H260V79H258ZM83 80L85 82L83 81V83H82L83 86H81V83H80L79 88H82L83 91L84 90L86 91L89 88V83L85 79H83ZM261 84H263V85H261ZM55 86L56 85H54L53 87H55ZM251 87H252V89H251ZM35 89L37 91H42L43 87L42 86H37ZM118 89H119V84H116V90H118ZM126 90H127V85H126ZM252 90H253L254 93L252 92ZM177 92L180 93V98H176V93ZM106 93H109L107 95L114 102L111 103V104L107 103L108 105L106 104V105H102V106L100 104L99 109H98L99 111H98V113L96 115L85 114L87 116V119H88L86 124L85 123H83V124L80 123L79 124V128L77 130H73L72 132H70V130L69 131L66 130V132H68V133H66L67 137L58 136L57 140L59 139L60 142L58 140L57 143L52 144L53 147H52L51 144L49 145V143H45L43 145L42 149H40V152H42V154L39 153V158L37 160L40 165H43L45 167L46 166L45 163L48 161V159L50 160L53 157L52 156L53 152L58 151L60 149V147L63 146V144H65L67 142V140L73 139L75 137L78 138L80 135L87 134V132H89V130H91L93 128H96V126L99 127V129H101V130L102 129L108 130L109 128L106 127V126L112 127L113 129L122 126V124H120V123H123V119L122 118H124L125 114L127 113V112H125V109H126L125 108V106H126L125 103L127 102L126 98H127V95H128L127 91L122 93L123 96H125L124 97V102L118 100V98L116 99L117 96H115L113 93H110L109 91L106 92ZM255 93H257V96L255 95ZM88 94H89V91H88ZM24 95H26L27 99H25V101L22 104V103H20V98H22V96H24ZM248 95H251V97H249ZM54 99H57V100H55L56 103L58 101L57 104H54L53 101H51V100H54ZM257 99L260 100V102H261L260 105L262 107L255 103ZM42 100L46 101L47 104H45V105L41 104ZM149 100L150 99L148 98L147 101H149ZM115 102H117V103H115ZM149 103L151 104L153 102L151 101ZM185 104L187 105V102H185ZM109 105H111V106H109ZM107 106L109 107V109H108ZM56 107H58V108H56ZM103 107H104L105 110H103V109L101 110V108H103ZM113 109H115V111ZM110 110H111V113H109ZM148 110H149L148 113L151 114L150 118L153 119L152 123H154V122L158 123V120H156L157 119V115H154V113H155L154 111L156 109L155 110L154 109H148ZM221 110L222 109H220V111ZM261 110H262V112H261ZM16 111H18V112H16ZM249 111H247L246 113H241V116H243V117H246L247 115L249 116V114H250ZM165 113L169 114L167 111ZM109 114H110V117H111V114H113L111 118H109ZM114 115L116 117V118L114 117L115 120H113V116ZM91 116L92 117H96V118H93V119L90 120ZM101 116H102V118H101ZM255 116L257 117V115H255ZM189 118L190 117H182L181 119L183 121L187 120L188 122L192 121L191 123L194 124V126L196 127L194 133H196L197 136H198L199 133L201 132V134H200L201 135V139H203V138L204 139L203 140H194L192 136H189V139H191V137H192L193 143L187 144L185 141H182V144L186 143L187 146H185L184 148L182 147L184 151L182 150L180 152L181 155H176L175 156L176 157L175 163L171 164L168 161H166V162L165 161H161L160 162V160L158 162V161H156L157 158H154L151 161V159L153 158V154L150 157H147V154L149 152V150L147 148H146L147 150L145 148H139V149H137L138 152H136L137 150H134V146L137 144V141L136 142L135 141L134 142L131 141L132 143L131 142L130 143H126V145H122L123 147L119 146L120 149L122 148L123 150L126 147H131L132 146L133 148L131 147L132 148V150H131L132 153L131 152L130 153L129 152L125 153V151H123L124 154L122 153L120 155V158H119V159H121L122 162H120L121 164L120 163H118V164L121 165L122 167L123 166L131 167L132 169L135 170L134 171L135 174L133 175L132 179L134 180L133 182L136 185H148L150 187L158 186V184L156 183L157 181H165L168 178H172L173 176H176V174H175L176 170H174V169L177 168V170H178L182 161H184L186 159H189L190 154L191 155L195 154L196 150H198V147H202V145H201V141H202L203 145L204 144L206 145V143L210 145V147H209L210 151H209V154L207 155V160L204 163H202L201 161H199V159H197V161H198L197 163H199L200 168L196 169L194 171V173L196 172V175H195L196 178H194L192 180V182H194L195 184H191L190 185V186H192L194 188L195 194L189 193V194L185 195V193H181V194L177 193L176 195L174 194V196H172L171 198L174 197V198H177L178 200H180L181 201L180 203H182L181 204L182 206H189L191 204L196 203V201L198 199L200 200L201 197L199 195H201L202 198H203L202 199L203 202H205L204 206H206V205L207 206L204 207L203 206V202L200 203L204 207L206 214L205 213L203 214L202 220L197 223L198 225H200V223L202 224V223L216 222L217 219H219L220 216L222 215L221 213H223L225 210H227L226 208L228 207V203L230 202V200H231V202L236 201L237 204H238L239 209L234 214V217L230 218L228 220V222H227L228 228L223 226V223L220 222L221 223L220 224L219 221L216 223L217 225L216 224L214 225V228H215V231H216V233H215L216 237H215L214 234H213L214 236L212 235L211 238H210V235H207V237L210 238L209 241L211 240L210 242L209 241L205 242L203 240H201V241H199L197 243L195 241L191 242V244L194 246V247L192 246L193 248L196 247V249H197L199 247L198 249L200 251L198 253L196 252L197 254H195V255L191 254L190 255L189 251L185 248V250H187V252L185 250L182 251V252H179L180 250L178 252H176V254H179V253L184 254L186 256L185 258H187V259H185V261L182 260V259H184V257L182 259H179V261L176 262V263H174L172 261H167V260L162 261L161 259H158L159 261L157 260V262H155V264H157V263L161 264L162 262H163V264H182L181 263L182 261L185 262L183 264H233V263H231L232 262L231 259H232V257L234 255H236V253H239V254L243 255L242 257L245 258L244 262L243 263H239V264H254L255 261L252 260V257H247L249 255L248 254V248L251 247V246L256 248L255 251H257V252L254 253L256 255V257H254V258H257V260L259 261L258 264H264V239L262 238L263 237L262 236L263 235V231L262 230L264 228L257 227V223H259L260 221H261L260 226H264V180H262L260 182H253L252 181L251 183H248L246 185L247 181L244 179V177L247 174L244 173V177L239 178V181L236 184H234L235 186L231 185V183L226 182L224 180V176L222 175V173L229 171V176H230L231 175L230 173H233V171H235V170H231L230 169V168H232L231 166H230V168L226 169V166L224 167V165H223V164H226V165L229 166L231 163H234L232 161L230 163V158L226 159L227 154H224L225 151L228 153L230 151L229 149L231 148V147H229V148L225 149L226 147H228V144H227L228 142H227L226 138H224L225 135L221 134L219 132H216L217 135H215V134L213 135L212 133L208 134L207 132H204V130H200V127H204V126L207 127V125H209V124H207V123L205 124V122L204 123H200V122H197L195 120L193 122V120H191V118L190 119ZM116 119H119V120H116ZM1 120H2V118H1ZM161 120H162V116H161ZM76 121L77 120L73 119V120H71L69 122H70V124L74 125L76 123ZM117 122H118V124H117ZM260 122L262 123L261 126L263 127L262 128L260 126L262 128V132H261V130H257V131L258 132L260 131L262 133L261 136H263V141H264V135H263V132H264V125L263 124H264V122H262V118H260ZM103 123H106V124H103ZM250 123H251V121H250ZM77 124H78V122H77ZM110 124H111V126H110ZM88 125H89V127H88ZM98 125H100L101 127L98 126ZM102 125H103V127H102ZM104 125H106V126H104ZM0 126L2 127V130H1L2 133L0 132L1 133V137L2 136H7L8 137L9 133L5 132L6 131V126H7L6 122L5 123H3V122L0 123ZM156 126L159 127V123L156 124L153 127V129L155 128L154 130L157 129ZM197 126H199V127H197ZM257 126H259V125H257ZM83 127H85V128H83ZM247 127L248 128H252L253 127V129L256 128L255 126H249V124H246V125H244L243 129L240 132H238V130H235L234 134L236 135L238 133V137H239V140H237V142L241 141V140L244 141V139L246 137H244L242 135V132ZM208 128L211 129V126H209ZM80 129H81V131H80ZM153 129H151V130L153 131ZM151 130L149 132L150 134L149 133L146 134V136L144 138H140L138 141L141 142L142 140L146 139V140H152L153 143H156L155 142L156 140L154 141V139L152 138L154 136V134L151 135V133H153ZM254 132H256V131L254 130ZM12 136H14V135L12 134ZM159 138H160L159 139L160 140L159 143L163 145L162 141L164 142V140L161 139V136ZM64 139L66 141H64ZM164 144H165V142H164ZM166 145L167 144H165L164 147L167 150L169 148H167ZM54 147H56V148H54ZM108 147H110V149ZM221 148L223 150L225 149L223 151L224 153L222 155V158H224L223 159L224 162H222V161L220 162L219 160H217V161L215 160V154H220L221 153ZM105 149H107L106 151H110L111 150V146L108 145L107 147H102L101 149H98L95 152V154L93 153L91 155H87L88 157L86 156L81 161H77L76 164H75L76 167L74 166L71 170H69L67 172V174L63 176V178H59V180L57 179L58 181L54 180L50 184H46L45 186H43L40 189H38V191L28 195L27 197L25 196V198L24 197L20 198L17 201V203L14 204V206L9 207L11 209V211H10V209L9 210L8 209L5 210L6 211L5 214L6 215L8 214L7 216H9L10 219H12V220H11V222H7L6 221L7 220L6 219L7 216L4 213H2L0 215V221H3L4 219H6L4 222H2V224H0V236H1L0 238L1 239L5 238L4 236L6 234V230L18 227L19 222L17 221V217L19 216L18 212H20L21 209L27 208V206L28 205L30 206V204L32 205L33 199L38 197V196L42 198V200L40 202L42 204L41 206L46 204V203H43V199L47 200L48 203L53 202L54 201V197H55V193H53L52 196L48 195L47 199L45 198L46 196L43 193L45 191H48L49 194H50V192L52 191L50 187L54 186L55 184L60 183V181L62 182V180H65L66 178H67L66 179L67 183L68 182L75 183V181H74L75 179H73L75 177V173L78 174L80 171H83V169L85 170L86 168L89 171L90 170L89 168L92 165L95 164V161L93 160L94 157L96 158V156L99 155V153L100 154H104L103 152H104ZM235 149L237 150V147ZM244 153H245V151H243V153H240V154H242L243 156L245 155V157H246V153L245 154ZM48 154H50V155H48ZM44 155H45V157H44ZM131 155H132V157H130ZM234 158L235 157H233L232 159H234ZM213 160H214V162H213ZM64 161L65 160H63V162ZM216 162H219L220 164L216 163ZM26 163H27V165H30V166L36 164L34 161H30V162L26 161L23 165L25 166ZM60 163H61V165H60ZM60 163H59V167H62L63 163L62 162H60ZM245 163H247V162H245ZM27 165L25 167H27ZM211 165L212 166L214 165V167L216 166L217 168L219 167L217 169V172H216L218 174L217 176H216V173L215 174L211 173V171H210V169L212 167ZM30 166H29V168H31ZM245 166H247V165L245 164L244 167ZM244 167H243V169H244ZM45 168L48 169V166L45 167ZM15 169H17V166L15 167ZM218 170H219V173H218ZM14 171L15 172H12V174H10L11 177H8V178L11 179L9 181L16 182V180H18L19 178H21V177L23 178L24 172H22V167H21L20 171L19 170H17V171L14 170ZM237 172L238 171H236V173ZM6 174L7 173L4 174V172L0 173V179L6 178V176H7ZM13 174H14V176H13ZM73 175H74V177H73ZM144 175H147V180L143 177ZM212 175L215 176V177H213ZM234 179H235V177H234ZM249 180H251V179L249 178ZM221 181H223V182H221ZM123 182H124V180H121V182L117 181L116 184H121ZM2 183H3L2 180H0V184H2ZM202 183L204 185H202ZM216 184H218L219 187L222 186L221 190H223V191H227L228 189H230V187H233V186L234 187H233V189L230 190V191L233 190L231 192L232 193L231 197L229 195L230 192H226L227 195L223 194L224 196H227V198L229 197V199H226V197H223L224 199H226L225 200L226 203L224 202L223 205L219 208L218 211H217V208L213 209L212 211L215 212V214H214L211 211L209 212L208 197L210 196V193L206 192V190L212 189L214 186H216ZM63 185L65 186V184H61V187ZM199 185H201L203 187V189H205V187H206V190H203L202 187H200V189H199ZM218 185L216 187V189L219 190L217 195H219V193L221 191L220 188L218 187ZM241 185H242V187H241ZM84 188H86L87 190L90 189V188H87L86 186H84ZM246 192H247V194H246ZM49 197H50V199H49ZM93 197L95 199H99L100 196L98 195V193H96L91 198H93ZM162 197H163V199H162ZM167 197L169 199H167L165 196H162V194L159 195V194H156V193H154V195H152V196L150 195V196L141 197V198L132 197L129 202L120 203L119 207H116V208H114L112 210V214H110V215L108 214L107 215L106 220H104V222L102 221V222H99L98 224H94V226L91 229H88V230H85V231H82V232L79 231L78 229H74V228L70 229L69 230L70 237L67 240L68 241L72 240V242H68V243L75 242V236L78 235V234H81L80 238L77 237V239L79 238L78 239L79 242H80V240L82 241L81 244L83 246L81 244L78 245V243L75 244V245L72 244L73 246L70 245V244L63 245L62 248L60 247L59 249L54 250L53 252L50 253V254L55 255L54 262L55 261H57V262L60 261L59 258L61 257V255H63V252L64 253L66 252L67 254L72 256V260H71V262H69V264H73V263L75 264L78 260H82V259H84L83 261H86V259L89 257V255H91V254H87L86 253V250H87L86 248H90L91 245H93V243L96 242V238L98 239L99 243H102V241H104V240L105 241L111 240V239H109V237H107L108 234L105 233V229L108 230V228H109L108 224H110L114 220H118L119 222H123L125 220V218L126 219L129 218V217L131 218V216H133L132 215L133 213H135V215H137L138 217H141V216L145 215L146 212H148L150 210L172 211V208H173L172 206L173 205H170L168 203V202H170L172 200H171L169 194H167ZM220 198H221V194L218 196L219 200H220ZM39 201H40V199H39ZM215 202H216V200H215ZM183 203H185V204H183ZM32 206H31V209L35 208L34 210L38 211L39 208L37 206H33V207ZM41 206H40V208H41ZM169 206H171L172 208L169 207ZM129 207H131V210H130ZM147 207H148V209H147ZM47 208H48V206H46V209ZM43 209H45V208H43ZM35 211H33L35 213L32 216V219H34L33 221H36V220H38L41 217V214L39 212L36 213ZM216 211H217V214H216ZM65 215L66 214H63V217H60V220H62L64 217H66ZM214 220H216V221H214ZM52 222L51 223H47L46 222V224H45V222L43 223V222H40V221L39 222L36 221V223L34 224L36 230H45V233H46V236H44L42 238V244L35 245V248H37L39 246L43 247V245L44 246H50V243H52L53 241H56V242L59 241V239L57 238L58 237V235H57L58 228H56L57 223L54 222L53 220H52ZM174 222H178L177 219H175ZM148 224H149V222H148ZM153 225H154V223H150L148 227H145V229H143V225H140L142 227L141 228L142 230L140 229V231L148 233L149 234L148 238H155V235L150 233V231H152L151 229H153ZM181 226L183 227V225H180V229L179 230L181 232L182 229H183V233L181 232V234L182 235L184 234L185 235V236L183 235L184 237H186L191 232H193L194 231L193 228L195 227V226H191V228L189 227V229L188 228L185 229L184 227L181 228ZM52 227H53V229H51ZM170 227L172 229H170ZM6 228H8V229H6ZM134 228L136 229L138 227L135 226ZM173 228L174 227H172L171 225H167V228H166V231H165V234H166L167 237L172 236V233L174 232ZM176 228H177V226H176ZM97 230H99V231L96 232ZM175 231H176V234H177V229H175ZM169 232H170V234H169ZM97 233H100L101 235L97 234ZM110 233L111 232L109 231V234ZM131 234H132L131 235L132 237L135 236L134 239L130 238V237H128L126 239L123 237V239L125 241H128V242H133V241L134 242H139V240L144 239V238H142L143 235L141 233H140L141 234V238H140V235H138L139 234L138 232H134L133 231V232H131ZM176 234H175V236H176ZM93 235L94 236L96 235V236L94 237ZM21 236H24V237H27V238H32L33 233H30V230H28V231L26 230V231H23L21 233ZM87 236H88V240H86ZM177 237H179V236L177 235ZM177 237L176 238H172V239L169 238V240H167L168 238L160 239L158 243H155V245L152 246V248L155 251L153 252V250L151 248L152 251L150 252V250H149L150 253L148 252L145 255V257H147V258H142V260H145V259L148 260L150 258V256H153V254L158 250L157 246L161 247L164 244L167 245L169 243L170 239H171V241H173L174 239H177ZM193 238L194 237H192V239ZM201 242H202V244H201ZM123 246L126 247V245H123ZM83 249L85 250V253H84ZM120 249H121V247H120ZM88 251H90L89 253H92L95 250H94V248L93 249L90 248ZM19 255H21V253ZM110 255H111V257L113 256V254H110ZM117 255L118 256H124V255H122V253H117V251H116V256ZM21 256H24V255H21ZM111 257H109V258H111ZM139 260H138V263H135V264H144L146 262V260L144 262H142L141 259H139ZM57 262H55V263H57ZM51 263H52V261H49V260L47 261V263H46L45 260H42V261L38 260V261L34 262V264H51ZM121 263H122V261H117L116 259L113 260L111 258V260H109V263H107V264H121ZM95 264H104V262L103 261H97V263H95Z\"/></svg>","mask_w":264,"mask_h":264},{"label":"snow or ice","instance_id":"snow-or-ice-1","mask_svg":"<svg viewBox=\"0 0 264 264\" xmlns=\"http://www.w3.org/2000/svg\"><path fill=\"white\" fill-rule=\"evenodd\" d=\"M168 11H171L170 9ZM139 15V13L137 14ZM177 17L173 15L170 19H167L163 21V25L161 30L158 33L159 39L161 41H166L164 43H158L156 37H149L150 42L156 46L157 51L161 53V56L166 60V63L168 67L165 69L167 78L165 79V84L169 83H183V81L175 80L174 77L180 76L182 73L180 71L179 65L176 64V61L179 60H185V59H192V51L188 52H179L175 51V49L178 48H185L188 47L187 41L191 40L193 43L196 42V40H200L198 36L194 37L192 35H189L190 33H193V28L188 27L186 30L178 26L174 21H176ZM200 21H197L199 23ZM147 36L148 34L145 33ZM184 37L183 40H178L177 37ZM210 43V41L207 39V37L203 38L202 41L198 44H196L195 52L196 53H206L209 50L205 48V44ZM167 49L165 52L164 50ZM212 65L207 64L205 67L196 69L197 71H205L206 68H210ZM221 67H224L223 64L220 65ZM173 78V79H169ZM217 80H223V74H219L216 77ZM203 87L196 90V96L199 97V99L190 104L186 105L185 100H187V97H184L180 99L179 103L174 102V98L172 95L171 90L166 91V96L168 98V103L165 105V110L169 113L177 112L178 114L185 115L190 110L199 111L201 108H209L214 109L217 107H224L225 108V115H223L216 123L218 127L223 129H228L229 131H232L231 123L232 121L239 123L240 120L243 119V116L238 115V113H246L248 111V103H251V101L245 100V93L244 92H229V95L233 97L231 101L225 100L223 104H221L217 99L212 98L208 95V91L210 90L212 93H218L220 89L213 88L212 84L209 82H204ZM203 93V95H202ZM176 98H180V93H176ZM256 104L260 105V100H256ZM259 114V109H256L253 111L252 116L255 117V115ZM202 115L207 116L208 113L204 112ZM262 122H264V119H262ZM180 137H178L179 139ZM92 141H88L86 144V147L90 145ZM245 145L247 144V141L244 142ZM259 167L261 169H264V156H262L261 160L259 161ZM222 175L224 176V180L228 183H232L234 180V177H230L227 172H223ZM258 176H264V171H257L255 168H253V173L251 180L257 179ZM244 179L246 181H249L251 183V180H249V177L245 175ZM242 187V185H241ZM219 192L218 189H211V195L208 197V204L211 205L215 202V200L218 199L217 193ZM230 197L232 196V193H229ZM200 211H204V207L201 206ZM192 211H196V209H192ZM178 220L182 223L183 220V213H181L180 217H178ZM180 224L177 225V235L180 236L181 239H184L185 237L180 233Z\"/></svg>","mask_w":264,"mask_h":264}]
</instances>
